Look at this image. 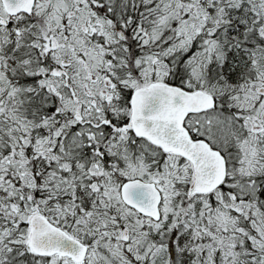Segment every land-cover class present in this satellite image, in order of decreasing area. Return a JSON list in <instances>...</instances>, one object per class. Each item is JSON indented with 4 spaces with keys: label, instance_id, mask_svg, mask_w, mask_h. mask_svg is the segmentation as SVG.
I'll return each mask as SVG.
<instances>
[{
    "label": "snow or ice",
    "instance_id": "snow-or-ice-1",
    "mask_svg": "<svg viewBox=\"0 0 264 264\" xmlns=\"http://www.w3.org/2000/svg\"><path fill=\"white\" fill-rule=\"evenodd\" d=\"M0 264H264V0H0Z\"/></svg>",
    "mask_w": 264,
    "mask_h": 264
}]
</instances>
